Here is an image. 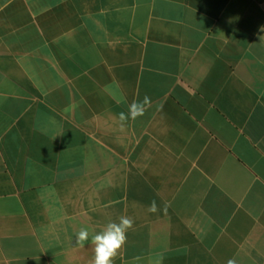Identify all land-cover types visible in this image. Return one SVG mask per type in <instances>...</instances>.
Here are the masks:
<instances>
[{
  "label": "crops",
  "instance_id": "1",
  "mask_svg": "<svg viewBox=\"0 0 264 264\" xmlns=\"http://www.w3.org/2000/svg\"><path fill=\"white\" fill-rule=\"evenodd\" d=\"M262 28L264 0H0V264H92L76 233L121 216L115 264H264Z\"/></svg>",
  "mask_w": 264,
  "mask_h": 264
},
{
  "label": "clouds",
  "instance_id": "2",
  "mask_svg": "<svg viewBox=\"0 0 264 264\" xmlns=\"http://www.w3.org/2000/svg\"><path fill=\"white\" fill-rule=\"evenodd\" d=\"M264 31V28H262ZM151 105V98L147 95L142 101H133L129 105L127 113H119L120 128L123 130L129 120L137 119L145 114L146 108ZM168 205H164L163 211L167 212ZM159 206L153 200L149 206V211L156 213L159 211ZM134 226V221L127 216H121L118 222H109L105 228L94 233L88 227H81L76 233V245L84 246L86 243H91L94 246V258L92 264H115V257L127 243V233ZM139 259L138 257L136 258ZM228 264H235L234 260H229Z\"/></svg>",
  "mask_w": 264,
  "mask_h": 264
}]
</instances>
